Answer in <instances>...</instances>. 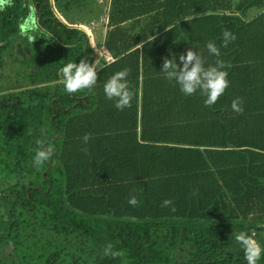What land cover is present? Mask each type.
<instances>
[{"label": "trees", "instance_id": "obj_1", "mask_svg": "<svg viewBox=\"0 0 264 264\" xmlns=\"http://www.w3.org/2000/svg\"><path fill=\"white\" fill-rule=\"evenodd\" d=\"M100 3L0 8V264H246L231 233L264 249V0ZM30 6L41 37L27 44L17 25ZM223 29L235 39L220 47ZM188 49L224 61L228 86L213 105L160 72ZM82 58L103 65L97 83L68 94L57 69ZM124 68L131 99L117 110L102 85ZM44 146L52 155L35 167Z\"/></svg>", "mask_w": 264, "mask_h": 264}, {"label": "clouds", "instance_id": "obj_2", "mask_svg": "<svg viewBox=\"0 0 264 264\" xmlns=\"http://www.w3.org/2000/svg\"><path fill=\"white\" fill-rule=\"evenodd\" d=\"M10 3L11 0H0V8ZM191 18L193 19V17ZM187 19L189 18H184V20ZM17 27L22 40L26 37L27 44H31L35 38L41 37L40 25L31 6L28 14L21 18ZM234 39L235 35L233 33L228 29H223L221 31L220 47L226 46ZM204 46L211 56L218 57L220 55L219 47L213 41L206 42ZM169 55L170 58L163 59L160 69L164 78L173 81L178 90L186 96H191L194 93L201 95L205 106L215 104L218 97L224 93L228 86L227 72L223 70L225 67L224 61L217 59L214 64H206L199 50L193 52L191 49L178 56L171 53ZM102 67L103 65L98 64V59L89 61L87 58H82L78 63L72 60L63 61L57 71L63 83L64 91L73 94L80 89L93 87L97 83V71ZM127 74L128 70L126 68L115 71L104 80L102 85L105 98L113 100L114 107L117 110L127 107L131 99V92L126 79ZM230 108L235 112L242 111L239 97L231 101ZM88 139L87 134L82 137L84 143ZM52 151L47 146L37 147L31 157L33 166L38 167L43 162L48 161ZM127 203L135 206L137 204L136 197L130 195ZM170 204L169 199H164L161 202L162 207H167ZM231 235L242 249L246 264H256L264 249L243 230L234 234L231 233ZM113 255H116V253H113Z\"/></svg>", "mask_w": 264, "mask_h": 264}, {"label": "rangeland", "instance_id": "obj_3", "mask_svg": "<svg viewBox=\"0 0 264 264\" xmlns=\"http://www.w3.org/2000/svg\"><path fill=\"white\" fill-rule=\"evenodd\" d=\"M109 1V0H108ZM98 3L102 2V0H97ZM104 3V1H103ZM101 4V3H100ZM56 11V10H55ZM254 10H252L253 12ZM57 16L58 17H62L60 16V14L57 13ZM62 19V18H61ZM63 20V19H62ZM76 22L77 24H81L82 22H85V18L82 17V18H78L76 17L74 20H73V23ZM95 25H98L99 23H96L94 22ZM75 27L83 30L86 32L87 36L90 38L91 42H92V45L96 46V41H97V38L95 37L96 35H94V32H92L88 27H85L84 25H74ZM99 27H100V24H99ZM105 32V31H104ZM97 50V49H96ZM99 53H103L105 50L103 48H99ZM14 52V51H12ZM97 55V54H96ZM95 55V56H96ZM15 59V58H14ZM8 65L11 69V75H13V71L17 70L18 66L16 65V62L15 63H12L11 60H9L8 62ZM2 82H4V80H2ZM5 253H12V249H11V245H9L8 247L5 248Z\"/></svg>", "mask_w": 264, "mask_h": 264}, {"label": "built area", "instance_id": "obj_4", "mask_svg": "<svg viewBox=\"0 0 264 264\" xmlns=\"http://www.w3.org/2000/svg\"><path fill=\"white\" fill-rule=\"evenodd\" d=\"M105 60L111 62V61H113V58L111 57L110 54L106 53V55H105Z\"/></svg>", "mask_w": 264, "mask_h": 264}, {"label": "crops", "instance_id": "obj_5", "mask_svg": "<svg viewBox=\"0 0 264 264\" xmlns=\"http://www.w3.org/2000/svg\"><path fill=\"white\" fill-rule=\"evenodd\" d=\"M96 55V54H95ZM96 57H98V54L96 55Z\"/></svg>", "mask_w": 264, "mask_h": 264}]
</instances>
